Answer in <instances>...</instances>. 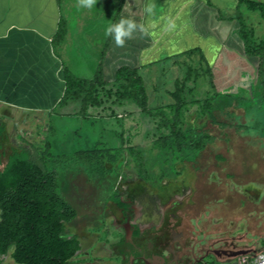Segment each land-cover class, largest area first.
Returning <instances> with one entry per match:
<instances>
[{
    "label": "rangeland",
    "instance_id": "obj_1",
    "mask_svg": "<svg viewBox=\"0 0 264 264\" xmlns=\"http://www.w3.org/2000/svg\"><path fill=\"white\" fill-rule=\"evenodd\" d=\"M104 5L108 7L109 3L100 6ZM160 8L161 5L157 11ZM238 9L254 46L264 38V21L256 12L243 6ZM102 19V15H97L85 20V25L86 21L95 23L94 34L83 24L84 19L80 20V27L70 25L69 33L55 45L64 66L76 78L90 79L95 67L93 55L105 54V28L99 27ZM68 21L71 20L63 21L64 31ZM227 26L234 34L236 24ZM84 29L86 36L80 34ZM238 44L228 46L227 42L217 57L208 59L214 90L237 97V111H215V118L236 129L237 134L225 130L221 135L202 112V103L210 101L213 90L197 53L189 58L179 55L163 65L138 72L149 112L160 111L165 120H170L169 94L174 91V82L183 80L185 67L195 71L196 76L189 75L179 97L182 106L178 126L185 131L194 124L212 131L217 138L195 164L163 154L159 137L167 133V127L161 126V118L140 113L132 102L117 105L103 93L99 95L100 107L88 109L85 117L73 113L76 104L70 105L73 110L68 109L64 115L56 113L58 109L31 114L0 109V170L11 154L23 150L47 164L50 156L82 149H94L102 155L100 173L87 174L83 167L73 172V167L81 163H71L59 175V190L76 211L74 220L64 228L65 235L76 236L79 243L69 264H116L113 255L129 249L125 239L144 246L161 237L158 239L166 245L170 231L179 229L201 233L205 243L212 242V248L245 251L236 257H222L215 264L264 261L257 259L264 254V139L256 138L264 137V131L259 132L264 130V98L261 102L246 101L255 87L257 61L245 57ZM102 69L104 79L112 77L101 60ZM245 136L248 138H240ZM45 143L49 151L45 150ZM114 196L121 206L112 200ZM129 222H134L136 229H129L125 235L123 228L130 226ZM145 227L148 231H138ZM204 249L203 246L198 253ZM0 259L2 264H14L8 255Z\"/></svg>",
    "mask_w": 264,
    "mask_h": 264
},
{
    "label": "trees",
    "instance_id": "obj_2",
    "mask_svg": "<svg viewBox=\"0 0 264 264\" xmlns=\"http://www.w3.org/2000/svg\"><path fill=\"white\" fill-rule=\"evenodd\" d=\"M234 1L233 13L219 17V20L236 24L235 35L243 55L256 59L253 96L247 97L246 101L261 102L264 98V38L252 45L238 8L243 6L249 12H256L264 21V2ZM205 2L209 4L207 0ZM64 33V24L58 21L57 30L50 40L52 50L62 40ZM193 53H197L199 62L204 64L208 85L213 90L210 101L204 100L202 103V112L206 115L209 125L221 135L225 130H232L237 134V130L232 129L230 125L218 122L214 114L215 111L221 114L222 110L234 109L237 97L231 93L218 94L214 90L209 65L199 50L191 49L179 55L189 58ZM61 69L63 92L51 111L76 104L77 108L73 113L85 117L87 109L100 107V98L103 95L105 98L111 97L117 105L132 102L140 113L161 118V126L167 127V133L159 137L163 154L172 158L179 157L182 161L192 164H195L199 155L217 139L212 131L199 129L194 124H189L185 131L178 126L182 106L179 97L184 83L191 73L196 76L195 71L189 67L184 68L183 80L174 82V91L169 94L172 101L170 120H165L160 111L149 112L143 82L135 68L119 66L110 82L103 80L100 63L96 65L89 80L75 78L62 64ZM112 87L115 89L111 91ZM100 93H103L102 96H99ZM262 131L264 130L259 129V132ZM240 138L247 139L248 136ZM256 138L264 139L263 136ZM45 150L49 151L46 143ZM71 163H81L73 167V172H78L79 167L85 168L87 174L102 171V155L94 149H82L64 156H50L48 164L40 157L29 155L26 150L13 153L7 158L0 170V258L8 255L14 264H69L70 259L79 250V243L76 236H66L64 228L74 220L76 211L59 190V175L68 170ZM112 200L121 206L116 196Z\"/></svg>",
    "mask_w": 264,
    "mask_h": 264
},
{
    "label": "crops",
    "instance_id": "obj_3",
    "mask_svg": "<svg viewBox=\"0 0 264 264\" xmlns=\"http://www.w3.org/2000/svg\"><path fill=\"white\" fill-rule=\"evenodd\" d=\"M158 1L154 0V15L149 16L143 10L146 0H128L146 33L135 34L136 38L127 41L124 48L117 47L114 39L106 36L105 54L93 55L95 67L102 60L112 72V77L104 79L102 69L104 81H112L119 66L135 68L138 73L191 49L199 50L208 64L210 57H217L218 50H224L225 43L239 46L235 31L230 33L229 23L219 20L233 13L234 0H207L209 4L205 0ZM106 2L108 7L100 6ZM128 14L126 0H97L92 9L78 8L77 0H0V109L19 114L48 113L59 100L64 87V63L50 45L58 21L71 20L65 25L66 37L69 26L80 27L81 19L85 25V20L102 15L99 27L104 30ZM86 22L85 26L94 34L95 23ZM80 34L86 36L85 29ZM68 109L71 107L56 113L64 115Z\"/></svg>",
    "mask_w": 264,
    "mask_h": 264
},
{
    "label": "flooded vegetation",
    "instance_id": "obj_4",
    "mask_svg": "<svg viewBox=\"0 0 264 264\" xmlns=\"http://www.w3.org/2000/svg\"><path fill=\"white\" fill-rule=\"evenodd\" d=\"M174 204L175 202L169 204V206ZM129 223L130 226L123 228L125 235H127L129 229H136L133 226L134 222ZM146 229L149 228H138V231L146 232L148 231ZM158 238L162 239L156 237L146 242L144 246H138L133 244L131 240L127 241L125 239V242H128L129 249L119 251L113 255L114 258H117L116 264H215L222 257H227L223 252L231 251L226 248H212V242L205 243L201 233L197 235L194 230L179 229L176 232L170 231L169 242L166 245L163 240ZM203 246L205 249L202 254H199L198 252Z\"/></svg>",
    "mask_w": 264,
    "mask_h": 264
},
{
    "label": "clouds",
    "instance_id": "obj_5",
    "mask_svg": "<svg viewBox=\"0 0 264 264\" xmlns=\"http://www.w3.org/2000/svg\"><path fill=\"white\" fill-rule=\"evenodd\" d=\"M96 3L97 0H77V7L92 9ZM126 4L128 5L129 14L122 16L117 23L109 24L105 28V35L111 36L114 39L115 45L120 48L126 47L127 41L135 39V34L143 36L146 33L145 26L138 23L135 19L136 13L132 11L128 0H126ZM155 8L156 4L154 0H146L143 10L147 15L152 16L154 15ZM257 259L264 260V254H259Z\"/></svg>",
    "mask_w": 264,
    "mask_h": 264
},
{
    "label": "water",
    "instance_id": "obj_6",
    "mask_svg": "<svg viewBox=\"0 0 264 264\" xmlns=\"http://www.w3.org/2000/svg\"><path fill=\"white\" fill-rule=\"evenodd\" d=\"M223 254H226L227 257H236L239 255L245 254V251H228V252H223ZM258 264H264V261H262Z\"/></svg>",
    "mask_w": 264,
    "mask_h": 264
}]
</instances>
